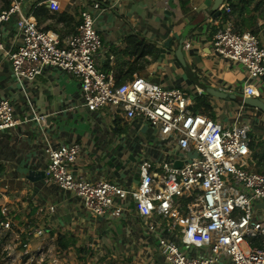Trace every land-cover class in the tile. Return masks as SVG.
Returning a JSON list of instances; mask_svg holds the SVG:
<instances>
[{
	"label": "crops",
	"instance_id": "obj_1",
	"mask_svg": "<svg viewBox=\"0 0 264 264\" xmlns=\"http://www.w3.org/2000/svg\"><path fill=\"white\" fill-rule=\"evenodd\" d=\"M48 1L31 0L24 12L38 26L56 31L61 42L76 30L82 10L88 8L97 16V29L105 46L101 70L114 82L141 76L166 88L185 89L194 95V101L200 97L207 101L212 115L209 118L219 123H247L249 143L264 140V112L242 101L247 98L242 95L248 82L246 69L213 54L215 27L207 17L213 15L215 0H172L173 6L168 0H55L58 11L51 10ZM96 1L105 10L101 14L92 7ZM240 1L224 0L222 5ZM9 5L8 0H0V10ZM255 5L257 9H253ZM250 7L246 21L235 15L231 23H225L237 32H253L264 43V0H253ZM200 13L205 14V21L185 33L186 26ZM1 29L4 50L0 52V101L9 99L14 115L23 124L0 130V209L10 202L17 208L25 207L17 221L32 231L35 239L29 254L35 252L37 240H43L48 248L57 249L58 264H84L88 260L92 264H164L155 238L134 217L132 200L118 201L126 210L117 219H92L78 197L43 180L40 174L46 166L45 141L56 144L69 139L83 148L72 168L74 174L90 182L107 180L134 189L141 162L148 161L154 167L160 159L168 158L162 152L170 148L156 132L146 127L144 131V127L136 129L135 122L129 125L115 119L107 109L87 112L78 80L59 69L47 68L31 80H17L5 54L15 48V18L3 22ZM143 51L146 53L142 55ZM177 54L182 55L194 80L185 73ZM252 83L257 95L249 97L264 101V79ZM207 87L235 98L215 96ZM250 155L248 166L264 172L260 148L252 153L250 149ZM255 212L256 219L264 224V201ZM162 232L168 236L172 229L165 226ZM254 241L264 243L263 239ZM89 253L99 259L92 262ZM28 258L25 254L22 257L23 261Z\"/></svg>",
	"mask_w": 264,
	"mask_h": 264
},
{
	"label": "built area",
	"instance_id": "obj_2",
	"mask_svg": "<svg viewBox=\"0 0 264 264\" xmlns=\"http://www.w3.org/2000/svg\"><path fill=\"white\" fill-rule=\"evenodd\" d=\"M8 1L9 7L0 10V52L4 50L1 24L14 17L15 48L5 54L17 80H31L47 68L59 69L78 80L87 112L107 109L115 119L135 122L136 129L156 132L170 148L162 152L168 158L154 167L142 161L138 185L127 189L117 182L78 177L72 168L82 146L69 139L56 144L46 140L42 179L78 197L92 219H117L126 210L118 201L132 200L133 215L155 238L164 264H264V248L254 241L264 240V224L255 212L264 201V173L248 166L250 126L219 123L194 113V95L185 89L166 88L141 76L116 84L101 70L105 46L90 9L82 10L76 30L61 42L56 31L38 26L24 12L31 0ZM48 2L51 10H59L57 1ZM92 7L97 14L105 11L100 1L92 2ZM219 9L221 15L230 13L228 4ZM207 21L215 27L214 56L242 65L248 78L242 95H257L252 82L264 79V43L249 30L235 31L220 16ZM22 124L10 100H1L0 130ZM23 209L11 202L0 209V240L7 237L0 243V264H58L57 249L48 248L43 240H37L35 252L29 254L35 239L17 221ZM165 226L172 229L168 236L162 232ZM24 254L30 258L23 261ZM88 257L92 262L99 259L90 253Z\"/></svg>",
	"mask_w": 264,
	"mask_h": 264
},
{
	"label": "trees",
	"instance_id": "obj_3",
	"mask_svg": "<svg viewBox=\"0 0 264 264\" xmlns=\"http://www.w3.org/2000/svg\"><path fill=\"white\" fill-rule=\"evenodd\" d=\"M252 2H253V0H241L239 3H229L231 13L230 14L225 13V14L220 15L221 20L223 22L231 23V18H233L235 15H237L238 17H241L240 19L246 21L247 18L245 16H247L250 13V11H251L250 4H252ZM257 8H258L257 5L253 6V9H257ZM251 18H253V17L251 16ZM242 31H244V30L240 29V31H238V32H242ZM145 53H146V51H143L142 55ZM125 79H127V78H125V77L117 78V79H115V82H116V84H119L120 82H123ZM209 108H210V106L207 103V101L201 97L195 99L193 105L191 106V110L194 113H197V114L206 113L209 115L208 117H210V116L212 117V115L210 113H208ZM249 145H250L251 153L256 147H259L260 151L262 153L261 156H262V158H264V140L259 141L257 143H255L253 140H250ZM261 173H264V172H261ZM5 239L7 240L6 236H5V238L0 240V243L3 242ZM58 239L60 241L61 248L65 249L66 247H65L64 243L62 242V239L59 237H58ZM255 244L264 248V243L259 242V243H255Z\"/></svg>",
	"mask_w": 264,
	"mask_h": 264
},
{
	"label": "water",
	"instance_id": "obj_4",
	"mask_svg": "<svg viewBox=\"0 0 264 264\" xmlns=\"http://www.w3.org/2000/svg\"><path fill=\"white\" fill-rule=\"evenodd\" d=\"M223 1L224 0H215L214 1V5H213V11L214 12H213V15L211 16L212 18H217V17H219L221 15V11H220L219 7L222 5ZM168 4L170 6H173L172 5V0H168ZM204 21H205V14L200 13L199 15H197V17H195V19L191 23H189L186 26V29H185L184 32L186 33L188 31L194 29L198 25L202 24ZM177 59L179 60V62L182 65V67L184 68V71L188 75V77L190 79L194 80L192 74L189 71V67L186 64V62L184 61V59L182 58L181 54H177ZM206 90L208 91V93L213 94V95L218 96V97H221V98H235L234 95L225 94L223 92H220V91H218L216 89H213V88H210V87H207ZM242 101H244L246 105H248L250 107H253V108H257L260 111L264 112V101H262L260 99H258L256 97H247L245 99H242ZM142 130L144 131L145 127ZM42 172H41V174H43Z\"/></svg>",
	"mask_w": 264,
	"mask_h": 264
}]
</instances>
